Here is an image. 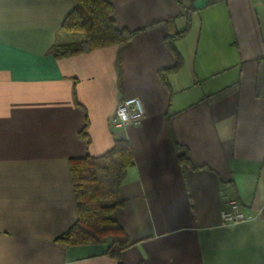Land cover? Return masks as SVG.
<instances>
[{
	"label": "crops",
	"instance_id": "obj_1",
	"mask_svg": "<svg viewBox=\"0 0 264 264\" xmlns=\"http://www.w3.org/2000/svg\"><path fill=\"white\" fill-rule=\"evenodd\" d=\"M105 1L132 42L56 59L76 0H0V264H118L57 242L78 220L70 160L117 141L135 158L122 264H264V2ZM128 98L145 117L123 129ZM228 200L250 218L225 224Z\"/></svg>",
	"mask_w": 264,
	"mask_h": 264
},
{
	"label": "trees",
	"instance_id": "obj_2",
	"mask_svg": "<svg viewBox=\"0 0 264 264\" xmlns=\"http://www.w3.org/2000/svg\"><path fill=\"white\" fill-rule=\"evenodd\" d=\"M76 2V8L67 16L62 29L82 38L73 43L54 45L50 51L54 58L65 59L99 49L124 47L136 36L137 33L116 27L112 18L113 7L105 0ZM186 32L187 29L166 37V45L171 51H174V43ZM165 75L167 72L161 73L164 78ZM134 164V154L128 141H117L113 149L101 157L70 160L78 220L58 239L61 246L108 245V256L122 264L121 255L131 242L115 215L124 207L120 188Z\"/></svg>",
	"mask_w": 264,
	"mask_h": 264
},
{
	"label": "built area",
	"instance_id": "obj_3",
	"mask_svg": "<svg viewBox=\"0 0 264 264\" xmlns=\"http://www.w3.org/2000/svg\"><path fill=\"white\" fill-rule=\"evenodd\" d=\"M262 1L264 2V0ZM144 117L145 112L140 99L128 98L118 104L113 122L117 127L125 129L130 126H140ZM222 217L224 223L228 225L236 224L250 218L235 200H228L224 203Z\"/></svg>",
	"mask_w": 264,
	"mask_h": 264
},
{
	"label": "rangeland",
	"instance_id": "obj_4",
	"mask_svg": "<svg viewBox=\"0 0 264 264\" xmlns=\"http://www.w3.org/2000/svg\"><path fill=\"white\" fill-rule=\"evenodd\" d=\"M69 37H70V40L81 39L82 38L81 35H77V34H70Z\"/></svg>",
	"mask_w": 264,
	"mask_h": 264
}]
</instances>
